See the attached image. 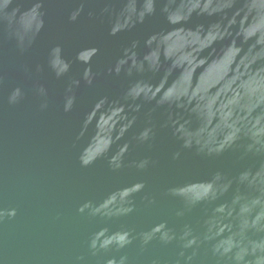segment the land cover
I'll list each match as a JSON object with an SVG mask.
<instances>
[{
	"label": "water",
	"instance_id": "1",
	"mask_svg": "<svg viewBox=\"0 0 264 264\" xmlns=\"http://www.w3.org/2000/svg\"><path fill=\"white\" fill-rule=\"evenodd\" d=\"M0 264H264V0H0Z\"/></svg>",
	"mask_w": 264,
	"mask_h": 264
}]
</instances>
